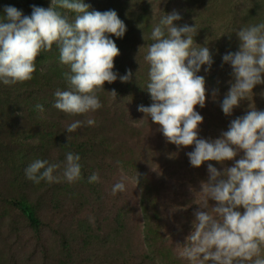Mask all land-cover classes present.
Listing matches in <instances>:
<instances>
[{
    "label": "rangeland",
    "instance_id": "rangeland-1",
    "mask_svg": "<svg viewBox=\"0 0 264 264\" xmlns=\"http://www.w3.org/2000/svg\"><path fill=\"white\" fill-rule=\"evenodd\" d=\"M83 2L90 10H115L125 23L124 38L111 37L120 50L114 71L122 76L131 70L132 78L127 83L119 79L105 83V91L98 94L103 107L91 114L95 125L73 133L66 132V125L84 117H70L53 107L54 92L67 90L62 74L68 71L55 45L37 58L31 81L0 84V253L7 254V246L18 247L13 253L24 256L25 264H62L65 260L70 264H189L179 257L177 246H186L193 230L194 212L203 202L201 184L208 181L207 163L221 172L224 166L211 161L193 167L187 153L194 146L178 150L138 110L152 103L143 55L152 43L153 15L158 20L163 13L178 12L182 19L176 25L196 23V44L210 49L211 70L199 73L205 78L206 107L196 110L204 120L199 138L214 140L251 105L264 111V85H257L249 101H242L231 116L220 107L233 82L231 65L222 57L239 51L237 30L264 21V0ZM6 6L30 16L32 6L49 8L51 0H0V14ZM68 15L74 20L73 13ZM37 104L43 112L36 109ZM68 152L80 155L82 180L36 184L27 179L25 169L33 160L62 164ZM233 165L234 161L226 162L228 167ZM93 173L99 181L89 183ZM122 175L130 178L126 190L113 195L112 187ZM9 199L32 206L43 221L40 232L29 227ZM209 205L214 207L216 202L209 200ZM91 253L92 261L88 260Z\"/></svg>",
    "mask_w": 264,
    "mask_h": 264
},
{
    "label": "clouds",
    "instance_id": "clouds-1",
    "mask_svg": "<svg viewBox=\"0 0 264 264\" xmlns=\"http://www.w3.org/2000/svg\"><path fill=\"white\" fill-rule=\"evenodd\" d=\"M68 13L74 14V20ZM153 17L152 43L143 55L152 103L138 110L145 114L144 119L158 125V131L178 150L194 146L187 153L193 167L211 161L224 166L221 172L207 163L208 181L202 182L199 192L203 202L194 212L186 246H177V253L189 264H264V111L251 105L242 118L231 121L221 138H199L204 120L196 108L203 109L207 102L205 78L199 73L211 70L214 60L210 49L196 44V23L176 25L182 19L178 12L163 13L158 20ZM126 31L115 10H90L83 0H51L49 8L32 6L30 16L6 6L0 14V84L15 86L31 81L37 58L55 45L59 61L68 71L62 74L67 90L54 92L53 107L70 117H84L67 124V133L94 126L91 114L103 107L98 94L105 91V83L117 79L127 83L132 78L131 70L122 76L114 71L120 50L111 37L122 39ZM235 34L239 51L222 57L231 65L233 76L220 102L226 116H231L242 101H249L257 85H264V21L250 22ZM212 99L217 100L216 92ZM36 109L44 111L40 104ZM80 161V155L73 152L65 154L62 164L37 158L27 166L25 175L36 184L75 183L83 179ZM228 161L234 165L226 166ZM129 180L122 175L112 194L124 192ZM98 181L96 173L88 177L89 183ZM209 200L216 205L211 207Z\"/></svg>",
    "mask_w": 264,
    "mask_h": 264
},
{
    "label": "trees",
    "instance_id": "trees-1",
    "mask_svg": "<svg viewBox=\"0 0 264 264\" xmlns=\"http://www.w3.org/2000/svg\"><path fill=\"white\" fill-rule=\"evenodd\" d=\"M9 202L11 205H13L15 208L19 209L22 212V214L25 216V218L29 222V227L32 228L36 232V234L41 231V229L43 227V221L37 215V213L32 208V206H30L26 202L18 201L17 199H9ZM148 223H147V227L149 228L150 224H148ZM91 227L93 229V226H91ZM65 242H67L66 239L64 240L63 243L66 244ZM5 248H6V253L7 252L8 253L7 254L0 253L2 255V256H0V264H25L24 263L25 261H23L24 256H18L17 253H13L15 251V248L17 249L18 247L7 246ZM89 251L91 252L92 249H90ZM92 257H94V254L91 253L88 260L92 261ZM62 264H70V263H69V261L65 260ZM97 264H99V263H97Z\"/></svg>",
    "mask_w": 264,
    "mask_h": 264
}]
</instances>
